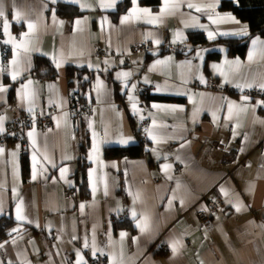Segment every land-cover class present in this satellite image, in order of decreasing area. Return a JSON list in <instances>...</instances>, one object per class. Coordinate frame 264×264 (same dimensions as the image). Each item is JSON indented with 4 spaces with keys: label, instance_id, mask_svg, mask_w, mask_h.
Listing matches in <instances>:
<instances>
[{
    "label": "crops",
    "instance_id": "obj_1",
    "mask_svg": "<svg viewBox=\"0 0 264 264\" xmlns=\"http://www.w3.org/2000/svg\"><path fill=\"white\" fill-rule=\"evenodd\" d=\"M122 1L0 0V134L55 111L49 129H24L27 157L0 146V218L15 223L0 240V264H264V98L224 90L264 85V37L250 38L244 56L220 43L250 35L222 10L235 0H131L118 14ZM59 5L79 14L61 16ZM229 15L239 23L219 19ZM143 42L153 49L130 55ZM37 57L58 75L36 76ZM70 67L86 70L81 80ZM140 145L141 156L105 157ZM209 193L222 207L208 227L197 211ZM125 217L133 233L114 228Z\"/></svg>",
    "mask_w": 264,
    "mask_h": 264
},
{
    "label": "trees",
    "instance_id": "obj_2",
    "mask_svg": "<svg viewBox=\"0 0 264 264\" xmlns=\"http://www.w3.org/2000/svg\"><path fill=\"white\" fill-rule=\"evenodd\" d=\"M148 2H156V0H144ZM131 0L122 1L117 13H123L130 8ZM222 10H232L243 21L247 22L250 27V35L245 38H226L220 40V43L227 45L231 54L244 56L249 47L250 38L253 36L264 37V0H239V4H235L232 1H223ZM57 11L61 16H73L79 14L75 7L68 5H59ZM191 39L194 43H206V39L201 33H192ZM33 71L36 76L41 78H55L58 75L57 68L47 59L43 57H37ZM85 69L70 67L68 69L69 76H75L79 80L83 77ZM73 84V83H71ZM77 110V109H76ZM75 110V111H76ZM85 153V148H82V156ZM142 145L130 146V147H110L105 150V157L107 159L123 158V157H137L142 155ZM85 160V157L83 158ZM24 176L29 174V165L24 163L23 166ZM15 223L6 217L0 218V240L5 239L8 236V232L14 227ZM115 229H127L130 232H134L135 228L133 222L125 217L123 220H117L114 222Z\"/></svg>",
    "mask_w": 264,
    "mask_h": 264
},
{
    "label": "built area",
    "instance_id": "obj_3",
    "mask_svg": "<svg viewBox=\"0 0 264 264\" xmlns=\"http://www.w3.org/2000/svg\"><path fill=\"white\" fill-rule=\"evenodd\" d=\"M183 48V45H175L176 50H182ZM152 49V45L147 42L138 43L132 48L130 55L147 53L150 52ZM96 53L102 57L107 56V52L102 48H97ZM210 86L212 88H216L218 87V84L214 81H210ZM224 90H232L237 92L238 94L253 99L264 98V90H262L261 87L231 88L226 86L224 87ZM76 107H80V104L72 102L71 106L67 107L66 109H70L72 112H74ZM54 114V110H51L49 113L46 114H41L39 111H37L35 115H28L23 120L13 123L7 128L6 132L0 134V146L10 142L12 144H16L20 147V155L22 157H27L29 155V150L27 147V140L24 129L34 124L49 129L54 123ZM221 207L222 201L216 194H207L204 206L197 211V217L199 221L205 226H211L213 217L217 214L218 211H220ZM164 249L168 250V247L164 246ZM91 264H103V261L101 259H95L91 262Z\"/></svg>",
    "mask_w": 264,
    "mask_h": 264
},
{
    "label": "snow or ice",
    "instance_id": "obj_4",
    "mask_svg": "<svg viewBox=\"0 0 264 264\" xmlns=\"http://www.w3.org/2000/svg\"><path fill=\"white\" fill-rule=\"evenodd\" d=\"M73 2H74V0H73ZM132 2L135 3V0H132ZM235 2H236L237 4H239V0H235ZM107 6H108V7H114V6H115V0H112V3L109 4V5H107ZM165 6H166V7L168 6V5H167V0H165ZM187 6H188L189 8H195L196 11H201V8H200L199 6L194 5V4L189 3ZM144 11L147 12L148 10L145 9ZM4 16H5V13H4L3 11H0V17H4ZM15 18H16V19H19V13H16V14H15ZM124 19H127V17H125ZM209 19H211V17H209ZM219 19H228V20H232L233 22L239 23V21H237V20L235 19V17H233V16H231V15H229V16H227V17H220ZM122 22H123V21H122ZM77 23H79V21H77ZM213 23H216V21L213 20ZM27 27L31 30L34 26H33V24L29 23V24L27 25ZM5 28H7V23H6V21H5ZM219 34H220V35H223V36H227V35H247V31H246V29H245V30H242L241 32H237V33L222 32V33H219ZM215 35H216V33L209 32V38H214ZM7 42H10V41H6V43H7ZM157 43H158V42H157ZM252 43H253V45H256L257 40L254 39V40L252 41ZM249 59H250V60L252 59V53H251V52L249 53ZM157 63H161V61H157ZM119 75L128 76V75H130V74H129V73L118 74V77H119ZM13 78L15 79V76H13ZM125 86L127 87V85H125ZM132 87L134 88L135 85H133ZM260 87H261L262 90H264V85H260ZM0 90H3V89L0 88ZM130 99H131V98H130ZM244 100L247 101V100H248V97H244ZM260 106H264V101H257V107H260ZM133 107H135V105H134ZM153 107H156V105H153ZM229 111L231 112V106L229 107ZM2 131H3V129H2V127H0V132H2ZM29 135L31 136L32 133H29ZM128 142H129V141H122V143H125V144H127ZM93 147H94V149H95V145H94ZM33 159H34V161H35V156L33 157ZM168 167H170V166H169V165H164V168H165V169H167ZM60 171H61V175L63 176V174L67 171V169H61ZM35 178H36V177H35V174H34V175H33V179H35ZM81 207H83V205H82ZM235 207H236L237 211L240 210V206H239V205H235ZM20 211H21V209H20L19 206H18V207H17V214H18V215H17V218H18V219H22V218H23V217H21V216L19 215ZM133 216H135V213H133ZM121 235L123 236L124 233H121ZM86 246H87V245H86ZM0 247H2V245H0ZM175 250H176V247H175V244H173V251H175ZM78 255H79V253H78ZM93 255H95V252H93ZM78 264H82V262H81V261H78Z\"/></svg>",
    "mask_w": 264,
    "mask_h": 264
}]
</instances>
